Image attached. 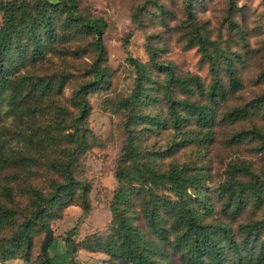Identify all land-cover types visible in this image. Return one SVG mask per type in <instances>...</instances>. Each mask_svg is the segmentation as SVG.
<instances>
[{
  "label": "trees",
  "instance_id": "trees-1",
  "mask_svg": "<svg viewBox=\"0 0 264 264\" xmlns=\"http://www.w3.org/2000/svg\"><path fill=\"white\" fill-rule=\"evenodd\" d=\"M157 7L165 11L161 4ZM183 8L186 40L197 43L201 56L206 57L209 82L205 84L197 74L181 72L160 59L159 49L150 43L145 44L144 61L127 57L134 76L132 86L116 105L124 135L114 162L115 186L108 203L110 224L104 233L86 234L81 239L82 247L104 251L118 264H262L264 206L259 217L240 220L239 216L248 206L259 208L264 204V172L256 171L246 161L233 160L226 162L225 177L212 184L202 161L179 162L175 154L187 145L207 150L215 140L217 126L247 120L253 113L264 115V91L239 104H225L227 96L241 85L232 61L240 55L217 45L199 30L190 0H185ZM105 28L106 20L81 8L79 0H0V128L7 113L21 121L24 117L31 119L40 98L60 86L57 77L62 78V73L35 74L25 72V67L35 66L50 53L68 51L77 55L79 40L85 37L93 51L86 68L89 76L71 91L75 114L68 126L72 129L59 136L69 144L63 153L65 158L50 161L60 170L61 178L48 182L46 194L25 185L23 193L28 202L20 214L0 204V228L8 225L9 229L0 236L1 262L13 257L27 259L33 236L39 233L38 263L51 264L49 248L57 236L52 233L50 219L74 195L75 188L79 189L82 210L88 208V184L77 180L68 165L75 151L86 146L83 124L89 112L87 93L110 76L102 37ZM68 42H73L69 48L65 45ZM259 75L264 74L261 71ZM166 129L170 134L161 144L148 140ZM16 132L19 140L31 135L20 129ZM247 141H254L257 150L264 152L263 128L254 124L237 127L227 131L222 140L227 145ZM8 142L0 131L3 163L9 159ZM26 157L21 153L15 160L22 162ZM0 190L11 199V188L1 185ZM74 231L72 226L60 236L71 245L69 257L77 246L71 238Z\"/></svg>",
  "mask_w": 264,
  "mask_h": 264
},
{
  "label": "rangeland",
  "instance_id": "rangeland-1",
  "mask_svg": "<svg viewBox=\"0 0 264 264\" xmlns=\"http://www.w3.org/2000/svg\"><path fill=\"white\" fill-rule=\"evenodd\" d=\"M53 1V0H50ZM191 11L200 31L217 45L224 46L240 55L233 59L241 85L229 94L225 104H239L249 97L264 91V0H190ZM185 0H79L80 7L92 14L101 15L106 20L103 42L106 48L105 64L110 69V76L97 88L87 93L89 112L83 127L86 130V146L80 152L75 151L68 167L73 176L80 182L88 184L86 200L88 208L83 211L75 188L74 195L67 198L59 207L57 215L50 219L53 235L57 236L49 248L53 256L51 264H118L104 251L89 250L82 247L81 239L90 233H104L110 224L108 203L115 186L113 175L114 162L119 152L124 132L121 127L120 111L116 110L119 99L129 90L133 83L134 69L127 57L140 61L147 58L146 43L159 49V58L171 62L181 72L197 74L203 83L210 79L209 63L201 56L198 44L186 40L183 20ZM157 4L165 9L160 12ZM233 4V7H228ZM228 8H230L228 10ZM73 42H68L67 48ZM77 55L70 52H56L36 63L27 66L25 72L35 74H60L57 80L59 88L40 98L39 107L31 119L21 120L11 113L3 117L0 131L9 138L6 163L0 160V187L11 188V199H7L0 190V204L24 211L28 197L23 193L24 186L29 184L42 193H47L48 182L61 178L59 169L50 165V161L64 159L65 147L69 146L61 139L60 133L71 130L68 126L75 114L71 91L86 79V71L93 51L88 37L79 40ZM68 50V49H67ZM220 75L226 81L223 69ZM60 78V79H59ZM225 105H223L224 107ZM247 120L233 125L217 126L215 140L208 149H194L187 145L176 154V160L203 162L210 172L212 184L224 177L226 162L243 160L256 171L264 172V152L257 150L254 141L239 144L222 142L227 131L251 124L261 126L264 130V115L253 113ZM63 120V127L59 125ZM65 124V125H64ZM23 130L26 136L17 139L16 130ZM169 130L150 135L155 144H161L168 137ZM23 144V146H21ZM23 153L22 162L15 157ZM12 156L14 159H11ZM167 161V159H164ZM219 202L215 200V205ZM264 204L259 208L248 206L239 216L259 217ZM20 217V215L18 216ZM236 221L233 222L235 226ZM74 226L71 238L77 243L75 251L69 257L70 244H65L60 236ZM9 232L8 225L0 228V236ZM39 233L33 236V246L28 258L13 257L0 261V264H39L37 243ZM264 264V262L262 263Z\"/></svg>",
  "mask_w": 264,
  "mask_h": 264
}]
</instances>
